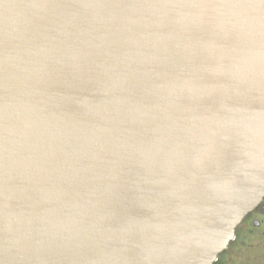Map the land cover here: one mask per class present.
Here are the masks:
<instances>
[{"label":"water","instance_id":"1","mask_svg":"<svg viewBox=\"0 0 264 264\" xmlns=\"http://www.w3.org/2000/svg\"><path fill=\"white\" fill-rule=\"evenodd\" d=\"M264 201V0H0V264H215Z\"/></svg>","mask_w":264,"mask_h":264},{"label":"rangeland","instance_id":"2","mask_svg":"<svg viewBox=\"0 0 264 264\" xmlns=\"http://www.w3.org/2000/svg\"><path fill=\"white\" fill-rule=\"evenodd\" d=\"M244 235L240 231L238 242L222 255L220 264H264V225L250 237Z\"/></svg>","mask_w":264,"mask_h":264},{"label":"flooded vegetation","instance_id":"3","mask_svg":"<svg viewBox=\"0 0 264 264\" xmlns=\"http://www.w3.org/2000/svg\"><path fill=\"white\" fill-rule=\"evenodd\" d=\"M263 225H264V201L261 203V205L256 210H254L253 212L248 214L247 217L243 220L241 225L237 228L235 240L233 242H231L228 249L232 246V244L238 242L239 236H240V231H242V233L245 234L244 235L245 238L250 237L251 235L254 234V229L260 228ZM224 253H222L219 256L218 261L215 264H220L222 255Z\"/></svg>","mask_w":264,"mask_h":264}]
</instances>
